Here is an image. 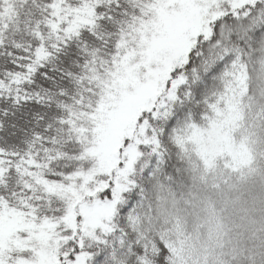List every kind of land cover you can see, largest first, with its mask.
<instances>
[{
    "label": "snow or ice",
    "instance_id": "snow-or-ice-1",
    "mask_svg": "<svg viewBox=\"0 0 264 264\" xmlns=\"http://www.w3.org/2000/svg\"><path fill=\"white\" fill-rule=\"evenodd\" d=\"M0 264H264V0H0Z\"/></svg>",
    "mask_w": 264,
    "mask_h": 264
}]
</instances>
